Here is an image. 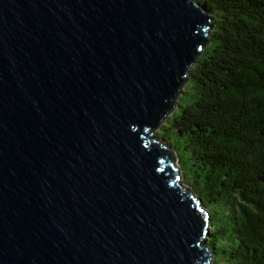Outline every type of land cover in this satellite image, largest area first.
Here are the masks:
<instances>
[{
  "label": "water",
  "instance_id": "water-1",
  "mask_svg": "<svg viewBox=\"0 0 264 264\" xmlns=\"http://www.w3.org/2000/svg\"><path fill=\"white\" fill-rule=\"evenodd\" d=\"M199 0H0V264H213L169 118Z\"/></svg>",
  "mask_w": 264,
  "mask_h": 264
},
{
  "label": "trees",
  "instance_id": "trees-1",
  "mask_svg": "<svg viewBox=\"0 0 264 264\" xmlns=\"http://www.w3.org/2000/svg\"><path fill=\"white\" fill-rule=\"evenodd\" d=\"M199 2L212 26L168 118L176 177L210 215L209 262L264 264V0Z\"/></svg>",
  "mask_w": 264,
  "mask_h": 264
},
{
  "label": "rangeland",
  "instance_id": "rangeland-1",
  "mask_svg": "<svg viewBox=\"0 0 264 264\" xmlns=\"http://www.w3.org/2000/svg\"><path fill=\"white\" fill-rule=\"evenodd\" d=\"M185 88V87H184ZM181 97V96H180ZM180 99V98H179ZM183 103H184V106H185V103H188V100H187V97L185 96V98L183 99ZM183 108H179V111H182ZM154 134L157 135L158 137L164 139L166 141L167 144H169L171 146L174 145L175 147L177 146L176 144V140H177V136H176V133H175V130L173 129V127H171V122L167 119L165 120L160 126L158 129H156L154 131ZM171 143V144H170ZM180 163H178L176 161L175 165L174 166H179ZM184 170L185 172L188 171V166L186 164H184ZM184 185H187L186 183L183 182Z\"/></svg>",
  "mask_w": 264,
  "mask_h": 264
}]
</instances>
